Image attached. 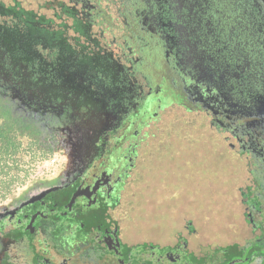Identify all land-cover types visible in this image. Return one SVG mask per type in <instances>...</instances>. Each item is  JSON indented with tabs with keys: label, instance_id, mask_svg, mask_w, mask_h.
<instances>
[{
	"label": "trees",
	"instance_id": "trees-1",
	"mask_svg": "<svg viewBox=\"0 0 264 264\" xmlns=\"http://www.w3.org/2000/svg\"><path fill=\"white\" fill-rule=\"evenodd\" d=\"M0 58V197L51 156L73 109L120 122L158 85L208 120L169 137L264 136V0H0Z\"/></svg>",
	"mask_w": 264,
	"mask_h": 264
},
{
	"label": "flooded vegetation",
	"instance_id": "flooded-vegetation-1",
	"mask_svg": "<svg viewBox=\"0 0 264 264\" xmlns=\"http://www.w3.org/2000/svg\"><path fill=\"white\" fill-rule=\"evenodd\" d=\"M180 101L158 85L120 122L73 109L60 129L89 131L67 169L0 197V264H264V136L211 126L201 160L159 122Z\"/></svg>",
	"mask_w": 264,
	"mask_h": 264
},
{
	"label": "rangeland",
	"instance_id": "rangeland-1",
	"mask_svg": "<svg viewBox=\"0 0 264 264\" xmlns=\"http://www.w3.org/2000/svg\"><path fill=\"white\" fill-rule=\"evenodd\" d=\"M159 122H164L166 124L188 123L191 125H196L198 128L201 127L202 129H206L205 126L208 125V120L204 114H190L176 105H170L164 109L160 114ZM88 123L89 120H86L79 125H71L69 127L60 129L53 138L56 142V151L53 157L48 161H43L36 164L31 171V176L27 180L30 179V181H32L38 177L49 175L53 172L66 170V165L70 162L72 155H74L78 142H81L82 139L88 137ZM199 132L205 131L201 130ZM206 134L212 137L211 132L206 131ZM186 139L189 141H194V156L196 154L202 157L200 158L201 160L205 159L204 153L196 151L197 148L201 147L199 141H202L203 138L188 137ZM205 155H207V153ZM30 181H28L26 185H16L17 188H19L16 190L15 195L19 194L22 188L28 186Z\"/></svg>",
	"mask_w": 264,
	"mask_h": 264
}]
</instances>
